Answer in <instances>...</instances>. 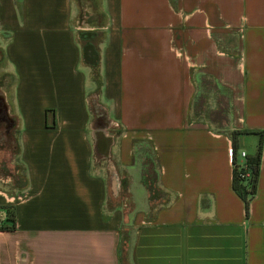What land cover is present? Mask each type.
Wrapping results in <instances>:
<instances>
[{
    "label": "crops",
    "instance_id": "1",
    "mask_svg": "<svg viewBox=\"0 0 264 264\" xmlns=\"http://www.w3.org/2000/svg\"><path fill=\"white\" fill-rule=\"evenodd\" d=\"M0 61V264H264V0H0ZM204 91L222 121L191 114ZM230 130L246 154L261 133L247 213Z\"/></svg>",
    "mask_w": 264,
    "mask_h": 264
},
{
    "label": "trees",
    "instance_id": "2",
    "mask_svg": "<svg viewBox=\"0 0 264 264\" xmlns=\"http://www.w3.org/2000/svg\"><path fill=\"white\" fill-rule=\"evenodd\" d=\"M79 38L81 41V53L82 60L88 64L93 72H95L98 63V51L96 46V33L93 31H81L79 32ZM239 131L230 130L228 131L231 138L232 145V161L234 160V154L236 151L235 135ZM261 148V133L259 132V137L256 145V150L254 154H246L244 157V168L249 172L248 178H240L239 170L234 166L232 167V187L234 191L242 198L244 203V211L247 213L248 201L250 197L255 192L256 179L258 174L259 157ZM141 182L145 185L148 192V199L154 206L156 201L160 202V197L163 193L160 187L156 184V170L153 161H150L148 166L143 164V172L141 175ZM5 219L10 222V224H0L1 229H9L12 227L14 220L13 210L11 208H6Z\"/></svg>",
    "mask_w": 264,
    "mask_h": 264
},
{
    "label": "rangeland",
    "instance_id": "3",
    "mask_svg": "<svg viewBox=\"0 0 264 264\" xmlns=\"http://www.w3.org/2000/svg\"><path fill=\"white\" fill-rule=\"evenodd\" d=\"M11 84H12L11 75L4 70L2 66V62L0 61V94L2 92L6 94ZM205 94L206 91H204L203 96ZM196 103L194 101L191 110V114L193 116H197L200 118L205 117L209 121L217 119L216 123H218V121L220 120L222 121L223 115L220 112H218V110L216 109H210L209 105H211L213 101L210 99L209 95L207 96L205 95V98L200 99V103H201L200 106H197ZM1 107L2 105L0 103V176L2 175V178L9 176L13 180H15L16 176L17 178L18 176H21V169L18 166V163L15 158L16 146H13L15 145V143L13 142L15 132L13 130L10 131L2 130V128L4 127L3 124L9 123V121L8 120H7L8 122L6 121ZM213 123H215V121ZM18 180H20V178ZM134 189L136 191V188Z\"/></svg>",
    "mask_w": 264,
    "mask_h": 264
},
{
    "label": "built area",
    "instance_id": "4",
    "mask_svg": "<svg viewBox=\"0 0 264 264\" xmlns=\"http://www.w3.org/2000/svg\"><path fill=\"white\" fill-rule=\"evenodd\" d=\"M110 125L115 126L116 122L115 121H109ZM246 153L244 150L239 149L235 151L234 154V160L232 161V167L234 166L237 170L240 169L239 171V176L240 178H248L249 176V172L244 168V157H245ZM231 160H232V151H231ZM1 230V228H0Z\"/></svg>",
    "mask_w": 264,
    "mask_h": 264
}]
</instances>
